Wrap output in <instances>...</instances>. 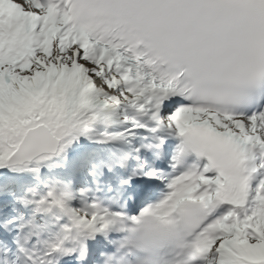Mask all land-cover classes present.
Returning a JSON list of instances; mask_svg holds the SVG:
<instances>
[{
  "label": "snow or ice",
  "instance_id": "6c2138e0",
  "mask_svg": "<svg viewBox=\"0 0 264 264\" xmlns=\"http://www.w3.org/2000/svg\"><path fill=\"white\" fill-rule=\"evenodd\" d=\"M0 264H264V0H0Z\"/></svg>",
  "mask_w": 264,
  "mask_h": 264
}]
</instances>
